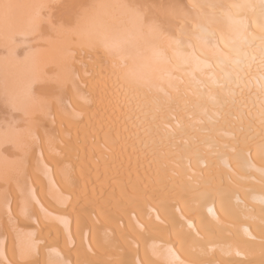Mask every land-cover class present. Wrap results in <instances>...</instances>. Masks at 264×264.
<instances>
[{
	"label": "bare ground",
	"instance_id": "1",
	"mask_svg": "<svg viewBox=\"0 0 264 264\" xmlns=\"http://www.w3.org/2000/svg\"><path fill=\"white\" fill-rule=\"evenodd\" d=\"M55 1L0 0L1 94L66 102L0 129V264H264L262 0H96L32 48Z\"/></svg>",
	"mask_w": 264,
	"mask_h": 264
},
{
	"label": "rangeland",
	"instance_id": "2",
	"mask_svg": "<svg viewBox=\"0 0 264 264\" xmlns=\"http://www.w3.org/2000/svg\"><path fill=\"white\" fill-rule=\"evenodd\" d=\"M96 0H59V1H55V2H52V3H50V5L48 6V9H46L47 11H44V15H43V17L44 18H46L47 20H49L50 22L49 23H46L43 27H42V32H41V35L38 37H35V39H37V40H35L34 38H32V40L30 39V45H31V47L33 48H37V47H40V46H42V45H45V43L42 41V37H44V38H46L47 36H49V38H50V35L52 36V37H54V32L56 31V30H58V29H60V26L61 25H64V26H72L75 22H76V20L85 12V11H87L89 8H90V4H91V6H92V4H94V2H95ZM141 1V0H140ZM142 1H144V3H145V1H147L146 3H150L151 5H155V6H162V5H166L167 3H169V2H173L174 0H142ZM176 1H178V0H176ZM148 3V4H149ZM149 4V5H150ZM84 11V12H83ZM71 24V25H70ZM55 29V30H54ZM54 30V31H53ZM52 32V33H51ZM40 40H41V42H40ZM33 41V42H32ZM38 42V43H37ZM44 44H43V43ZM41 43V44H40ZM22 44V43H21ZM19 45V47L20 46H22V45ZM29 44H27V46L29 47L30 45ZM37 44V45H36ZM40 44V45H39ZM36 45V46H35ZM26 45H25V47L26 48H28ZM25 47H21V49L20 48H18L20 51H24L25 50ZM24 50H23V49ZM41 48H43V47H41ZM4 50V49H3ZM2 50V51H3ZM1 51V49H0V59H3V55L1 56V54L2 53H4V55L6 56V54H7V51H5L4 50V52H2ZM2 52V53H1ZM6 52V53H5ZM2 57V58H1ZM1 62V61H0ZM49 77H51V79H53L52 77H53V70H49ZM50 79V80H51ZM46 83V84H45ZM42 84V85H41ZM40 85H38L37 87H36V93H37V95L39 96V95H44V96H47L48 98H50L51 97V99H52V101H51V99H50V104L52 105V107L54 106V108L56 107V111L57 112H60V110L62 111L64 108L63 107H65V103L63 102V99L62 98H60L61 97V94H62V91H61V88H59L58 87V84L56 83V82H54V81H47V82H44V83H41ZM44 84V85H43ZM71 87H73L72 85H71V83H69V85L67 84L66 85V92L68 93L70 90H73V89H70ZM69 88V89H68ZM55 91H56V93H55ZM72 92V91H71ZM55 93V94H54ZM61 93V94H60ZM56 95V96H55ZM59 95H60V97H59ZM55 96V98H53V97ZM4 97L5 96H3L2 94H1V92H0V129L2 128V127H4L5 125H10V123L12 124H15V127L17 126H19V127H21L22 125H24V126H26L27 125V123H25V122H23V116H22V118H21V113L20 112H17V111H12L11 110V108L10 107H8V108H6L5 106H4ZM63 97V96H62ZM57 99H60V100H58L57 101ZM54 101V102H53ZM63 102L64 103V105H63V103L61 104L60 102ZM59 102V103H58ZM59 105H58V104ZM54 104V105H53ZM55 104L56 105H58V107L57 106H55ZM60 104H61V108H63V109H60L59 107H60ZM59 108V109H58ZM21 114V115H20ZM21 119H23V120H21ZM46 120V119H45ZM43 121V128L48 132V133H50L51 135L52 134H54L55 133V128L54 127H52V126H50V124H49V121L47 120V122L46 121ZM16 121V122H15ZM18 125H17V124ZM8 125V126H9ZM10 126H14V125H10ZM24 126H22L21 128H23ZM5 127H7V126H5ZM42 128V129H43ZM3 129V128H2ZM41 129V127L39 128V131L40 130H42ZM41 132V131H40ZM9 148V147H8ZM32 152H30V154H29V157L30 158H32V156L34 157L36 154V148L34 149H32L31 150ZM32 153V154H31ZM15 154V153H14ZM15 155H17V153L15 154ZM19 155V154H18Z\"/></svg>",
	"mask_w": 264,
	"mask_h": 264
},
{
	"label": "snow or ice",
	"instance_id": "3",
	"mask_svg": "<svg viewBox=\"0 0 264 264\" xmlns=\"http://www.w3.org/2000/svg\"><path fill=\"white\" fill-rule=\"evenodd\" d=\"M3 24L5 27V31L7 32L10 28L14 27L18 22V17L13 13V9H18L20 7H24L21 5H13V4H4L3 6ZM175 7V6H173ZM233 7H243V6H233ZM248 7H254L249 5ZM262 15H264V0H262L261 5H260ZM31 23V25L35 29H40L42 28L46 23H49L50 21L47 20L44 17H40L37 19H31L28 21ZM147 23V21H145ZM61 29L66 30V31H71L70 26H60ZM152 30H155V26L153 25ZM260 31L262 33L261 36V52H262V60L261 63L264 64V24L261 25ZM215 36V33L201 29L200 31V38L206 43V44H211V41L213 40ZM221 39H223L221 37ZM227 48V45H225ZM224 61H221L223 63ZM30 99L34 102L33 108L30 111L26 107H21V100L20 98L17 97H9L8 93H5L4 97V106L8 108L9 106L13 108L14 110L20 112L22 116L30 123V126L33 128L39 129L43 125V116L45 113L48 111L50 107L49 103V98L44 95H37L36 92L33 90L30 93ZM261 174L264 175V168L260 169ZM261 230L264 231V222L261 224ZM190 264H201L200 261H191Z\"/></svg>",
	"mask_w": 264,
	"mask_h": 264
}]
</instances>
